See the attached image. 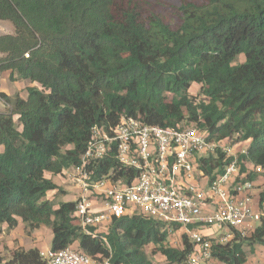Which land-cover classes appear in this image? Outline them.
Listing matches in <instances>:
<instances>
[{"label": "trees", "instance_id": "16d2710c", "mask_svg": "<svg viewBox=\"0 0 264 264\" xmlns=\"http://www.w3.org/2000/svg\"><path fill=\"white\" fill-rule=\"evenodd\" d=\"M0 20L13 27L0 35V73L32 84L24 98L0 92V235L19 218L27 233L48 226L53 250L75 244L96 261L156 264L145 251L152 244L165 264H183L186 234L180 248L167 243L179 225L135 212L92 236L73 201L47 197L61 191L53 177L79 163L92 127L107 131L122 116L195 123L208 140L229 145L249 140L237 152L241 179L264 176V0H0ZM232 158L217 148L197 161L212 178ZM104 163L97 173L116 167L113 158ZM258 209L254 230L213 244V264H242L246 246L264 248V190ZM39 251L16 245L0 264H47Z\"/></svg>", "mask_w": 264, "mask_h": 264}, {"label": "built area", "instance_id": "2783aa9c", "mask_svg": "<svg viewBox=\"0 0 264 264\" xmlns=\"http://www.w3.org/2000/svg\"><path fill=\"white\" fill-rule=\"evenodd\" d=\"M217 148L233 158L222 173L209 178L197 159ZM108 158L115 160L116 167L109 165L97 173ZM115 168L124 174L117 175ZM59 176L72 184L70 200L85 233L95 236L98 227L135 212L164 225L176 224L191 247L183 264L212 260L213 244L227 243L235 231L244 235L254 230L261 217L252 205L254 182L241 179L232 145L208 140L207 132L195 123L162 127L122 116L107 131L92 127L79 163ZM204 178L205 188L200 184ZM224 226L226 230L218 234ZM202 228L213 229V236L203 235ZM39 254L47 264H111L110 257L96 261L72 245Z\"/></svg>", "mask_w": 264, "mask_h": 264}, {"label": "rangeland", "instance_id": "374dc122", "mask_svg": "<svg viewBox=\"0 0 264 264\" xmlns=\"http://www.w3.org/2000/svg\"><path fill=\"white\" fill-rule=\"evenodd\" d=\"M160 1H162L164 3V5L169 6V5L177 4L179 0H160ZM0 25L2 27V30H0V32H2V33H4V32H13V27L7 26V24L5 22H0ZM237 60L238 61H242L243 60L242 56H239ZM199 87H200L199 84L193 83L191 88H190V90H189L190 93L192 95H197L198 92H199ZM248 144H249V140L235 143V144L232 145V152L233 153H237L238 150H240L241 148L246 147ZM47 175H49V174H47ZM53 180H54V182H56L59 185L61 191H58L56 195L54 194L53 191H49L47 193V197H49L50 199H53L55 202H58V201H61V200L62 201L65 200L66 201L68 199H72V197H71V194L73 192L72 184L69 183L64 177L59 176V175L54 176ZM255 180L258 183V184H256V188L259 189V191H258V195H259V193L262 190H264V176L261 174V172H259L256 176H254V181ZM200 184L202 186H204V188H205L206 185H207V179L206 178L202 179ZM108 227H109V225L106 224L104 226L98 227L97 230L99 232L100 231L103 232V231H106L108 229ZM37 229H38L37 237L39 239L38 242L44 248L45 246H47L49 244V241L51 239V231H50L48 226H44V225H41ZM225 230H226V228L224 226L222 228H219L217 230L218 231L217 233L221 234ZM23 233L24 234L22 235V237L19 236V239L25 242V243H23L24 245L25 244H29L30 243L29 239H30L31 232L27 233L26 230L23 229ZM181 234H182V229H179V228L175 232L170 233V235L168 237V241H167L168 245L172 246L174 248H180V246H181ZM212 236H213V234H212ZM10 242H11V239H9V240H0V250H3L1 253H2V255L4 257L8 256L7 253H6L7 246L5 244H7V243L9 244ZM73 246L75 247V244ZM145 251H146L148 257L154 263H156V264H165L166 263L165 258L159 252H155L154 251V246L152 244L148 245L145 248ZM215 262H216L215 260H211V261H209L208 264H213Z\"/></svg>", "mask_w": 264, "mask_h": 264}, {"label": "crops", "instance_id": "0c3cea01", "mask_svg": "<svg viewBox=\"0 0 264 264\" xmlns=\"http://www.w3.org/2000/svg\"><path fill=\"white\" fill-rule=\"evenodd\" d=\"M9 76V71H3L0 73V92H4L5 94L12 96L15 93H18L21 97H25L26 96V87L28 85H32L30 82H28L27 80H15V81H10L8 79ZM5 110V105L3 103L2 100H0V111ZM254 182V189L252 191V205L254 207L255 210H258V199H259V195H258V191L259 189L256 188V184L257 181L253 180ZM70 200V199H68ZM67 201V200H66ZM209 204V202L207 203ZM18 224L17 226L12 229L9 232L6 233H2L0 235V240H9L11 239V242L8 244H5L7 246V250L6 253L7 255H9L10 250L18 245V246H22L24 248H31V247H36L39 250H45L50 248V241L49 244L47 246H45L44 248L40 245V243L38 242V237H37V232L38 229L34 230L31 232L30 235V239H29V244H23L25 243L24 241L19 239V236L22 237L23 233V229H24V223L18 218ZM110 226V224H109ZM3 229L6 227V224L2 225ZM212 231V232H211ZM213 229L211 228H202L200 229V232L203 235L209 236L211 237L213 234ZM183 232V230H182ZM212 233V234H211ZM52 237V235H51ZM182 247V243L181 246ZM245 250L247 252V256H246V260L242 263V264H264V248L259 245V244H254L253 246H246ZM3 250H0V253ZM2 254V253H1ZM211 261V260H209ZM209 261H205L201 264H208Z\"/></svg>", "mask_w": 264, "mask_h": 264}, {"label": "water", "instance_id": "95a60500", "mask_svg": "<svg viewBox=\"0 0 264 264\" xmlns=\"http://www.w3.org/2000/svg\"><path fill=\"white\" fill-rule=\"evenodd\" d=\"M0 22H5V23L7 24V26L12 27V24H11L9 21H6V20H0ZM0 30H2L1 25H0ZM12 33H13V32H4V33L0 32V35H3V34H12ZM0 55H1V53H0Z\"/></svg>", "mask_w": 264, "mask_h": 264}]
</instances>
